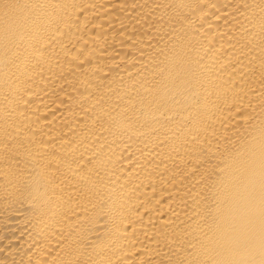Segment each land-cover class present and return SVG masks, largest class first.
I'll return each mask as SVG.
<instances>
[{"label":"bare ground","instance_id":"6f19581e","mask_svg":"<svg viewBox=\"0 0 264 264\" xmlns=\"http://www.w3.org/2000/svg\"><path fill=\"white\" fill-rule=\"evenodd\" d=\"M0 264H264V0H0Z\"/></svg>","mask_w":264,"mask_h":264}]
</instances>
